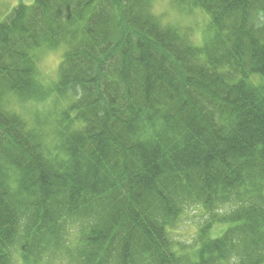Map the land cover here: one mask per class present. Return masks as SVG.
I'll return each mask as SVG.
<instances>
[{"label": "trees", "instance_id": "16d2710c", "mask_svg": "<svg viewBox=\"0 0 264 264\" xmlns=\"http://www.w3.org/2000/svg\"><path fill=\"white\" fill-rule=\"evenodd\" d=\"M177 1L209 14L203 45L154 0H33L0 21V264H264V0Z\"/></svg>", "mask_w": 264, "mask_h": 264}, {"label": "rangeland", "instance_id": "374dc122", "mask_svg": "<svg viewBox=\"0 0 264 264\" xmlns=\"http://www.w3.org/2000/svg\"><path fill=\"white\" fill-rule=\"evenodd\" d=\"M20 2L32 3L33 0H0V21ZM152 11L159 15L166 24L174 25L183 32H187L195 45H203L205 40L213 33L210 28L209 14L201 8H190L177 0H154ZM38 52V51H36ZM37 64L42 81L47 84V79L56 77L59 65L63 58L62 48H44L37 53ZM51 102H47L46 97L37 104L40 110L50 108ZM29 105V104H28ZM36 109V105H31ZM203 211L197 207L189 208L182 216L178 224L172 228L175 240L185 244H192L199 226L204 220ZM228 224L217 225L213 235L219 233L221 227ZM14 264H28L21 253H15ZM42 264V263H41ZM50 264V263H46ZM52 264H65L53 262Z\"/></svg>", "mask_w": 264, "mask_h": 264}]
</instances>
